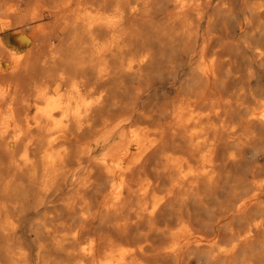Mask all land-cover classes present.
<instances>
[{"label":"bare ground","instance_id":"bare-ground-1","mask_svg":"<svg viewBox=\"0 0 264 264\" xmlns=\"http://www.w3.org/2000/svg\"><path fill=\"white\" fill-rule=\"evenodd\" d=\"M0 264H264V0H0Z\"/></svg>","mask_w":264,"mask_h":264}]
</instances>
